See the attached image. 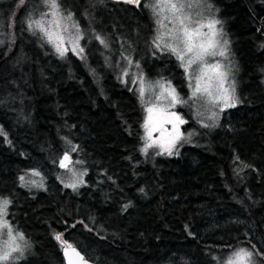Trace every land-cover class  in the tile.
Returning <instances> with one entry per match:
<instances>
[{
	"label": "trees",
	"instance_id": "16d2710c",
	"mask_svg": "<svg viewBox=\"0 0 264 264\" xmlns=\"http://www.w3.org/2000/svg\"><path fill=\"white\" fill-rule=\"evenodd\" d=\"M149 1L58 0L76 24L87 16L82 60L59 56L29 28L40 12L28 7L42 1L0 0V197L29 244L0 264H64L61 241L95 264H221L242 245L264 264L255 255L264 253V0H210L229 41L237 103L203 129L179 108L183 129L197 133L171 155L141 150V104L108 59L124 42L143 75L165 76L185 96L177 58L151 43ZM91 28L107 47L86 40ZM72 148L84 173L75 189L56 175ZM26 169L43 174L39 188L20 179Z\"/></svg>",
	"mask_w": 264,
	"mask_h": 264
},
{
	"label": "rangeland",
	"instance_id": "374dc122",
	"mask_svg": "<svg viewBox=\"0 0 264 264\" xmlns=\"http://www.w3.org/2000/svg\"><path fill=\"white\" fill-rule=\"evenodd\" d=\"M42 2L37 3V4H30L28 9V14H32L34 10H39V14L36 15L35 18H27V23L28 25L31 23L32 26H36L35 22L40 21L45 29L48 31H51L53 33H59L60 35L64 36L65 43L64 47H67L71 49L73 47L72 44L68 43V38L70 36L74 37L77 34V29L73 27V25H77L79 28V35L82 36L81 28L82 27H89L90 24L88 23L87 16L84 15L83 13L81 14L80 18V24H76L75 22L69 19L68 17L71 16V11L69 12L68 10L62 9V7L59 5V8L56 10L57 15L53 16L52 12L53 9L49 6V4L45 3L44 0H40ZM58 1V0H57ZM173 3H183L185 4V8L182 10L181 15H186L190 17L192 23L190 24V27L195 28L198 26V24H204L205 27L201 29L202 32L204 33H209V29L207 28V24L212 21H219L215 25V32L216 35L214 37V40L216 41V51L219 53L220 51L224 52V55L221 56L217 54L216 56H208L205 57V64H219L220 68L219 71L226 73V79L224 82V87L229 89V92L231 95L234 97V104L237 103V95L235 92V81L233 83V75L231 74V63L229 61V57H231L230 53V47L228 44V40L225 37L223 33V28L221 26L220 20L217 18L216 10L212 8V4L210 0H172ZM157 5V0H150L148 2L149 6V11L151 14V17H153V27H152V40L151 43L152 45L159 51H169L164 47V44L168 43H174V41L171 39V37L168 35V33L172 30L174 27L173 22L171 20V17L174 15L171 11H169L167 8H158L155 7ZM189 5H191L189 7ZM40 8V9H39ZM210 9V10H209ZM35 12V11H34ZM55 21H59V28H57ZM67 29V31H65ZM91 33V38L90 35H86V40L91 39L93 42H99V40L96 39L97 36L102 38L104 41H106V36L104 33H100L94 29H90ZM126 34L122 35V38H124ZM157 36H162L163 40H157ZM45 40L47 41V37L45 36ZM200 39H203L201 37ZM48 42V41H47ZM49 43V42H48ZM156 44H159L160 47H156ZM49 45L54 49V51L57 53L54 45L52 43H49ZM79 46L84 49L82 46V39L79 42ZM79 51V49H77ZM108 51V50H107ZM105 51L104 54H102V50L100 49V53L102 56V60L105 64L106 57L108 56V52ZM110 59L111 63L115 64L118 66V77H120L123 81H131L135 80L136 83H131L134 86V89L136 91V95L138 97V102L141 104V109L143 112V118H142V123H141V145L142 148L141 150L145 148L146 144L152 143L153 140H160L164 139L167 140L169 139V133L174 134V129L171 124L164 123L163 128L166 130L163 134L161 135L160 131H152L151 134V139L148 137V132L151 127L155 126L159 128L161 121L169 118V113H175L177 116H179L182 120L186 121L185 118L183 117V113L179 110H183L184 113L189 114L191 117H194L197 123L199 124L200 128H210L208 124L210 123H215L217 121V118L221 113L224 111L226 112L229 108H224V105L222 102H217V103H212V98L209 97L207 94H198L197 96L193 97L192 92L196 84V77L200 76L201 73L199 69H197L196 65H192L191 67H188L187 69L185 67L181 66V61H179V65L183 70V74L185 77V84L187 86V90L185 93L184 97H179L180 99L187 101V103H180L176 104L175 107H169L168 106V99H165L161 97L160 100H157V97L160 96V92L162 89L160 88V85H164L165 87L169 86V83L171 87L175 88L176 87L172 84L171 81L167 80L165 76H156L157 78H147L145 75L142 74L140 71V66L137 61H135L134 58V52L129 49L124 42H119L117 41L114 44V48L110 50ZM66 53H70L76 57L84 59V51L83 53H73L71 50H69ZM59 55V53H57ZM175 57L176 54L172 53ZM60 56V55H59ZM177 58V57H176ZM188 57L186 56L185 62H187ZM131 61V64L129 63ZM109 63V62H106ZM203 67V65H201ZM195 69V71H194ZM127 73V75H125ZM233 73V72H232ZM208 75L213 76L212 80V87L211 91L213 95H217V84L218 81L215 79L213 73H208ZM128 77V78H127ZM128 79V80H127ZM208 79V76L205 75L203 78V82H206ZM141 81H143V86L145 89L143 97L139 95V89L141 86ZM159 82V84L157 83ZM177 94V92H176ZM178 95V94H177ZM166 96V94H165ZM149 107H153L155 110L152 113V121L149 123V127H145L146 123H148V117L149 113L147 112V109ZM215 114V115H213ZM184 123L180 124L177 122V127L180 133V139L176 141L175 146L172 148V154L176 151L177 146L182 142V140L185 139V141H189L194 137L197 133V129L193 128L191 126H186L187 132L183 129ZM72 149H68L62 154H68L70 157V160L67 162L68 167L67 168H62L59 166L60 163L56 164L57 169H56V175L64 183L65 185L69 184H77V187L81 185L84 181V173L83 169L79 166V160L75 157L74 154L71 153ZM145 152V151H143ZM147 153H154V154H168L167 152L163 151L160 147L154 146L151 148H148ZM61 156L58 157V160L60 159ZM34 172H39V175H34ZM21 177H24L25 182H27V185H29L30 188H39L41 186V181L43 179V174L35 169H26L20 174ZM73 189V188H72ZM0 197V201H2ZM4 219L8 220L7 217V208H6V215L3 217ZM9 221V220H8ZM10 223V221H9ZM11 224V223H10ZM12 226V224H11ZM13 229V235L18 233L19 231L15 230L14 227L12 226ZM21 233V232H19ZM8 237L6 235V230H0V253H2L3 250H5V242L7 241ZM18 243H20L21 247L23 248V253H13L14 259H11L8 262L16 261L19 259L24 253L26 254L29 250V244L28 242L24 240H18ZM244 248L251 250L247 246H238L236 248H233V250L229 251L227 253V256L223 259L221 264H226L227 260L229 257L232 256L233 252L236 250ZM253 264L255 263V260L253 258Z\"/></svg>",
	"mask_w": 264,
	"mask_h": 264
},
{
	"label": "snow or ice",
	"instance_id": "6c2138e0",
	"mask_svg": "<svg viewBox=\"0 0 264 264\" xmlns=\"http://www.w3.org/2000/svg\"><path fill=\"white\" fill-rule=\"evenodd\" d=\"M45 3L49 4L51 9H53L52 15H57V9L59 8V5L57 3V0H44ZM128 3H136L139 4L140 0H127ZM21 5L24 4V0H20ZM191 5H189L190 7ZM155 7L158 8H167L169 11H171L174 15L171 17V20L173 22L174 27L172 30L168 33V35L171 37V39L174 41V43H168L164 44V47L171 51L172 53L176 54V57L179 61H181V66L185 67L186 69L188 67H191L192 65H196L197 69H199L201 75L196 77V84L192 92V96L195 97L198 94H207L209 97L212 98V103L222 102L224 105V108L234 107V97L229 92L228 88L224 87V82L226 79V73L219 71L220 65L219 64H205V57L208 56H216L217 54L223 56L224 52L220 51L217 53L216 49V41L214 40V37L216 35L215 32V25L219 23V21L212 20L210 21L206 26L209 29V33H204L201 31L203 27H205L204 24H198L197 27L192 28L190 27V24L192 23L190 17L186 15H181L182 10L185 8V4L183 3H173L172 0H157V5ZM71 19V16L68 17ZM57 28H59V21H55ZM36 27L39 28L42 32H44L45 36L47 37V41L49 43H52L60 56H64L66 52L71 50L73 53L79 54L83 53L84 49L79 46V42L82 39V37L79 35V28L77 25H73L74 28L77 29V34L72 37L70 36L68 38V43L72 44L73 47L71 49L64 47L65 39L63 35H60L59 33H53L51 31H48L45 29L44 25L40 21L35 22ZM31 23L29 24V28H31ZM67 31V29H65ZM203 37V39H200ZM97 40L101 44H103L105 47L108 45L106 42L100 38L99 36L96 37ZM157 40H163L162 36H157ZM2 43V41H0ZM156 47H160L159 44H156ZM79 49V51H77ZM186 56L188 57L187 62H185ZM131 64V61H129ZM203 65V67H201ZM195 71V69H194ZM208 73H213L215 79L218 81L217 84V95H213L212 91L210 90L212 87V80L213 76L208 75ZM127 75V73H125ZM207 75L208 79L206 82H203L204 76ZM131 83H136L135 80L127 81ZM159 84V82H157ZM160 88L162 91L160 92V96L157 97V100H160L161 97L168 99V106L169 107H175L176 104L180 103H187V101H184L178 97L176 94V89L171 87L170 83L168 87H165L164 85H160ZM145 92L143 81H141V86L139 89V95L143 97ZM166 94V96H165ZM153 107H149L147 109V112L149 113L148 117V123H146L145 127H149V123L152 121V113L154 112ZM215 115V114H213ZM177 122L180 124L185 123L184 120H182L179 116H177L175 113H169V118L161 121L159 128L153 126L150 128L148 132V137L151 139L152 131H160L161 135L163 136L164 132L166 131L163 128L164 123L171 124L174 129V134L169 133V139L164 140H153L152 143L146 144L143 151L147 152L148 148L158 146L163 151L167 152L169 155L172 154V148L175 146V143L177 140L180 139V133L177 127ZM72 151H76L75 148H72ZM70 157L68 154H65L63 159L60 161L59 166L62 168H67L68 164L65 163L66 161H69ZM34 175H39V172H34ZM21 180L24 179V177H20ZM66 187H70L75 189L77 187V184H69L66 185ZM10 201L7 199H4L0 201V230H6V235L8 237L7 241L5 242V250L0 253V262H8L11 259H14L13 253H23V248L21 247L20 243H18V240H24V234L23 233H16L13 235V229L11 224L8 220L4 219L3 217L6 215V208ZM57 240H61V234H58L56 236ZM62 244H66V242L61 241ZM255 246H253V249ZM71 251V254H70ZM64 253L67 257V264H88V261L85 260L84 256L80 254L71 244H66L64 247ZM256 256H264V253H261L259 251L255 252ZM253 256L254 251L248 250L244 248H240L233 252L232 256L228 258L226 264H253Z\"/></svg>",
	"mask_w": 264,
	"mask_h": 264
},
{
	"label": "water",
	"instance_id": "95a60500",
	"mask_svg": "<svg viewBox=\"0 0 264 264\" xmlns=\"http://www.w3.org/2000/svg\"><path fill=\"white\" fill-rule=\"evenodd\" d=\"M122 1H126L127 2V0H122ZM64 155L65 154H62L61 155V157H60V159H59V163H60V161L63 159V157H64ZM68 161H66L65 163H67ZM66 246V244L65 245H63L62 247H61V250H60V252H61V256H62V259H63V262H64V264H67V257L65 256V253H64V247ZM73 246V245H72ZM73 248H75L78 252H80L75 246H73ZM70 254H71V251H70ZM80 254L83 256V254L80 252ZM85 258V257H84ZM85 260H87L88 261V264H95V263H93L92 261H90V260H88L87 258H85Z\"/></svg>",
	"mask_w": 264,
	"mask_h": 264
},
{
	"label": "bare ground",
	"instance_id": "6f19581e",
	"mask_svg": "<svg viewBox=\"0 0 264 264\" xmlns=\"http://www.w3.org/2000/svg\"><path fill=\"white\" fill-rule=\"evenodd\" d=\"M33 4H37L36 2H33ZM95 63H97V61L94 59ZM97 66L99 67V65L97 64Z\"/></svg>",
	"mask_w": 264,
	"mask_h": 264
}]
</instances>
